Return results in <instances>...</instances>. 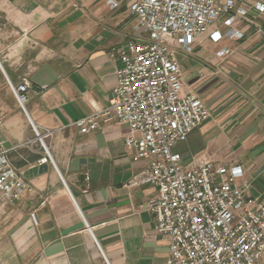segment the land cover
I'll list each match as a JSON object with an SVG mask.
<instances>
[{
  "label": "crops",
  "instance_id": "0c3cea01",
  "mask_svg": "<svg viewBox=\"0 0 264 264\" xmlns=\"http://www.w3.org/2000/svg\"><path fill=\"white\" fill-rule=\"evenodd\" d=\"M254 2L264 4L249 0L235 26L242 39L205 34L177 51L185 91L210 116L173 150L183 164L240 165L247 200L264 205V11ZM134 21L103 0H0V147L32 186L3 205L0 264H166L168 238L140 207L156 187L131 184L146 163L125 147L127 125L102 116L83 134L72 124L109 105L120 66L109 52L133 36ZM221 47L230 53L217 57ZM22 82L23 107L11 90Z\"/></svg>",
  "mask_w": 264,
  "mask_h": 264
},
{
  "label": "built area",
  "instance_id": "2783aa9c",
  "mask_svg": "<svg viewBox=\"0 0 264 264\" xmlns=\"http://www.w3.org/2000/svg\"><path fill=\"white\" fill-rule=\"evenodd\" d=\"M79 1L73 0V6ZM103 1L111 10H128L134 34L109 52L120 62L109 105L72 124L83 134L94 131L102 116L127 125L124 145L135 160L146 163L131 184L156 187L155 196L140 207L152 213L156 231L168 238L166 264H264V205L247 200L242 167L207 159L183 164L173 150L210 116L203 99L185 91L177 51L191 52L205 34L214 43L242 39L244 33L233 23L246 16L249 0ZM253 7L264 11L260 2ZM229 53L227 48L217 52ZM11 90L23 107L27 83L11 85ZM31 191L0 147V213L5 203ZM30 219L37 225L35 211Z\"/></svg>",
  "mask_w": 264,
  "mask_h": 264
},
{
  "label": "rangeland",
  "instance_id": "374dc122",
  "mask_svg": "<svg viewBox=\"0 0 264 264\" xmlns=\"http://www.w3.org/2000/svg\"><path fill=\"white\" fill-rule=\"evenodd\" d=\"M240 20H241V19H238V20H236V21L233 23V27H234V28H236L235 26H236L239 22H241ZM228 31H229V30H225L224 33L226 34V33H228ZM208 38H209V37H208ZM225 39H229V38L226 37ZM223 40H224V39H222L221 41H223ZM221 41H220V42H221ZM218 43H219V42H218ZM222 48H224V47H221V48H219V49L216 51V56H217V57H224V56H225L224 54H222V55H218V54H217V52H218L220 49H222ZM168 249H169V247H168Z\"/></svg>",
  "mask_w": 264,
  "mask_h": 264
}]
</instances>
